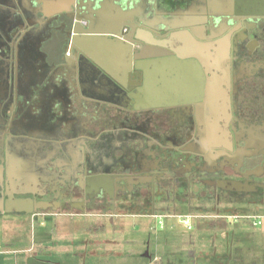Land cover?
Returning a JSON list of instances; mask_svg holds the SVG:
<instances>
[{
    "label": "flooded vegetation",
    "instance_id": "1",
    "mask_svg": "<svg viewBox=\"0 0 264 264\" xmlns=\"http://www.w3.org/2000/svg\"><path fill=\"white\" fill-rule=\"evenodd\" d=\"M61 1L0 0V209L38 216L136 194L138 202L164 196L181 207L197 199L214 203V211L224 203L243 204L233 211L239 215L264 211V0L251 8L249 0H231L224 9L205 0L202 12L210 7L232 14L217 18L212 34L193 25L168 30L179 25L173 23L178 7L169 19L155 10L144 14L146 6L127 8L133 0H122L123 11L115 0H97L96 10L89 3L92 14L86 12L94 30H119L130 40L136 31L150 42L133 45L117 38L105 50L92 46L89 55L71 49L69 17L45 18L64 8ZM163 9L159 12L171 13ZM253 12L259 15H247ZM157 24H166L158 32L167 37L152 36L146 25ZM91 57L105 69L94 67ZM142 62L145 69L132 71ZM75 107L81 111L72 113ZM85 107L91 117L110 110L114 119L90 123ZM91 139L95 148L80 171L70 156L80 159L78 143ZM8 143L15 145L9 158ZM100 172L109 175L98 178ZM96 179V186L87 185ZM38 203H48V209L36 208ZM157 209L152 205L150 211H201ZM246 221L229 220L254 227Z\"/></svg>",
    "mask_w": 264,
    "mask_h": 264
},
{
    "label": "crops",
    "instance_id": "2",
    "mask_svg": "<svg viewBox=\"0 0 264 264\" xmlns=\"http://www.w3.org/2000/svg\"><path fill=\"white\" fill-rule=\"evenodd\" d=\"M212 1L214 7L224 9L231 0ZM121 2L115 0L114 4L123 10ZM160 2L165 12H172L173 6L178 7L180 12L173 23L179 24L176 26H181V30L195 22L192 16L198 17L206 3L205 0ZM132 3L148 7L155 0H133ZM106 25L95 24L96 27ZM117 25L120 29L128 26H109ZM155 28L164 29L166 24H157ZM48 60L54 65L56 58ZM89 110L85 107L90 123L93 120L99 123L107 117L106 110L99 113L98 118L91 117ZM78 111L81 108L75 107L72 113ZM92 112L97 111L93 109ZM81 204L62 211L52 210L45 216L42 213L32 216L16 211L0 212V264H226L227 258L233 259L230 264H237L235 260L240 264H264V225L232 224L225 217L235 214L236 208L243 209V204L224 203L214 211L211 201L195 199L181 207L178 200H166L164 196H159L155 202L144 197L138 202L136 194L121 196L115 201L96 202V205L90 203L88 207ZM152 205L157 210L173 212L190 208L201 211L185 212L199 216L193 219L192 229L183 228L177 219H167L165 228L157 230L152 228L156 221L152 216L154 212L150 211ZM252 213L264 216V211L259 210L247 214Z\"/></svg>",
    "mask_w": 264,
    "mask_h": 264
},
{
    "label": "water",
    "instance_id": "3",
    "mask_svg": "<svg viewBox=\"0 0 264 264\" xmlns=\"http://www.w3.org/2000/svg\"><path fill=\"white\" fill-rule=\"evenodd\" d=\"M96 1L97 0H62L61 3H63L62 5L64 6V8L63 9H56V10L52 11V13H50V14H45V18H48L51 22L58 21L59 18L61 17V15H63V14L70 18L71 23H72L71 24L72 25V31L70 33L71 49H75L80 54L87 53L89 55V53H90V52H88L89 50L91 51V50H94L95 48L97 49L99 46L100 47L103 46L102 48H100V50H103L105 48V46L107 47V46H109V44L111 45V42L116 41L117 38H119L120 41L129 42L133 45L134 44L144 45V44H146V43L148 44V42H150L149 40H146V41H148V42H146L145 37L136 34V31L133 34L134 35L133 38L130 40L127 37H124L121 34V32H119V30H115V29L94 30L92 28V24H91L92 23V16L91 15L87 16L86 12H90L92 14V11H91L92 7L96 10V8H97L96 7L97 6ZM117 1H119V0H117ZM202 1H204V0H202ZM259 2H260V0H249L248 5L251 8L254 5H258ZM59 3H60V0H59ZM89 3L91 4L90 6H92L91 8L88 5ZM160 3H161L160 0H155V3L151 4L149 7H147V9H145L143 11V13L146 15H148V14L152 15L154 10H155L156 12L160 13L161 15H166V17L174 16V15L178 14L177 12H171V13H167V14L164 12H161V11L159 12V8L162 7ZM204 3L205 2H203V4ZM100 4L101 3H99L98 6H100ZM125 4L127 5V8H128L133 3L129 1V2H126ZM169 4L173 5L172 2H169ZM206 4L207 3L204 4V6H203L204 8H206ZM208 5H209V3H208ZM174 8H176V6ZM121 11H123V10H121ZM253 13L254 14L248 13L247 15H259L256 12H253ZM123 15L126 16V12H125V14L123 13ZM128 15H129V17H127V19H130L132 14L129 13ZM231 15H232L231 13H226V12H222V11H212V10H210V7H208V10H203V12L198 13V15H197L198 17H196V15L192 16V17H195V19H196L195 21H197V22L199 21V24H187L186 27H189L188 25L197 26L201 29V31L206 33V30L211 31L212 28L215 26V24H213V23L215 22V20L217 18H224L226 16H231ZM107 16L108 15H105L104 17H107ZM136 16L137 15L135 14L134 17H136ZM200 16H202V18H200ZM127 19L123 18V20H127ZM135 19H140V18H135ZM105 20L108 21V18H106ZM202 23H204V24H202ZM136 25L137 24H134V26H136ZM146 26L149 29L154 31V32H151L152 36H153V33H156V35L160 38H165L168 36V35L167 36L166 35L161 36L158 32V28H155L154 26H151V25H146ZM109 27H111V26H109ZM180 27L181 26H174L173 25V26H168L167 28H169L168 30H173V29L176 30V29H179ZM164 30H166V29L164 28ZM188 31H193L195 37L197 36V34L195 32L196 30H193V28L189 29ZM213 31L214 30L211 31V34L213 33ZM180 35H182V34H180ZM180 35L178 34V36H180ZM170 36L172 38H176L177 34L175 35L172 33ZM43 42L44 41H41L38 43L39 48H41L43 46ZM156 45L160 46V47H165L166 43H164V44H161V43L157 44L156 43ZM92 46H94L95 48L93 49ZM85 47H87L88 49L86 50ZM137 49H141V48H137ZM91 56H92V54H91ZM138 57L140 58V57H142V55H139ZM145 58H146V56H143V59H145ZM91 59L94 62L93 63L94 67H97L99 69V71H102V69H105L104 65L101 62H99L97 59H95V57H91ZM62 61L67 63L65 58H63ZM145 64H146L145 62H142L140 64H136L132 71L135 72V71H141L142 69H145L146 68ZM193 66H194V64H192V63L190 65L188 63L185 64V68H187V69L191 68V67L193 68ZM173 67H175V65H173ZM132 68H133V66H132ZM130 96L134 97V96H132V94ZM143 105H145V104L143 103ZM138 107H142V106L139 105ZM106 115L110 121H112L114 119L113 118L114 116L111 114L110 110L105 112V116ZM101 126L102 125H99V127H101ZM125 135L128 136L131 134L126 132ZM128 138L130 140H132L131 137H128ZM88 143H90V145L92 144V147H91L92 151L88 149L89 148ZM94 143H95L94 139L87 140V142H86L87 147H86V145H84V142L78 143L79 145H81V147H80L81 152H83L80 159H77L76 157H74V155L70 156V158L72 159V164L74 166H77L78 167L77 169H79L80 171H82L86 166L89 165L90 155L95 148V146L93 147ZM14 149H15V145H12L9 143L7 144V152H8L7 158H9L8 155ZM61 150H63L64 152L66 151L65 148H62ZM85 151H86V155H89L88 158H86V156H85ZM70 152L74 153L73 151H70ZM106 173L107 174L100 172V173H97V176H98V178H100L103 174L109 175L108 172H106ZM121 182H124V179H122ZM96 183H99V179H96V180L91 181V182L89 181L87 183V185L89 187H93V186L97 185ZM69 185H71V184L69 183ZM234 189H235V191H240V188L237 186ZM88 192H89V189H86V194ZM28 201H31V200H28ZM83 203L85 204V202H83ZM48 206H49L48 203L36 204V208H42L44 210H47ZM53 210L55 211L56 209H53ZM13 211H16L19 213H26V214L32 213V212L26 211L24 209H21V210L20 209H11V210L9 209L6 212H13ZM0 212H4V211L2 209H0Z\"/></svg>",
    "mask_w": 264,
    "mask_h": 264
},
{
    "label": "built area",
    "instance_id": "4",
    "mask_svg": "<svg viewBox=\"0 0 264 264\" xmlns=\"http://www.w3.org/2000/svg\"><path fill=\"white\" fill-rule=\"evenodd\" d=\"M44 216L49 212H41ZM153 218L158 221V224L160 225L161 230L165 228V222L167 219H177L181 221L188 229L193 228V219L195 217H199L195 214H184V215H173V214H168V213H153ZM228 220L234 221L238 219H246L249 222L252 223L254 227H261L264 225V216H258L256 214H244V215H239V214H230L226 215Z\"/></svg>",
    "mask_w": 264,
    "mask_h": 264
},
{
    "label": "rangeland",
    "instance_id": "5",
    "mask_svg": "<svg viewBox=\"0 0 264 264\" xmlns=\"http://www.w3.org/2000/svg\"><path fill=\"white\" fill-rule=\"evenodd\" d=\"M52 50V49H51ZM50 50V52L52 53V55H55L54 53V51H51ZM253 214V213H252ZM255 214H257V213H255ZM183 228H185V229H187V227L181 222V221H179V220H176ZM33 222V221H32ZM33 224V227H34V225H35V223L33 222L32 223ZM165 226H166V224H165ZM152 228H155V229H157V230H159V228H160V225L158 224V221H155L153 224H152Z\"/></svg>",
    "mask_w": 264,
    "mask_h": 264
}]
</instances>
